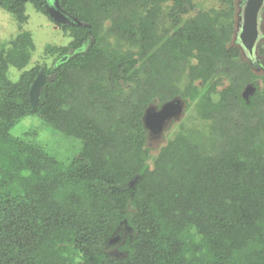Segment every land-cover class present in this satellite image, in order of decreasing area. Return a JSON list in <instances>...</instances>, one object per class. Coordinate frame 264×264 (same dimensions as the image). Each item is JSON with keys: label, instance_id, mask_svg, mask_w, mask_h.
Wrapping results in <instances>:
<instances>
[{"label": "trees", "instance_id": "1", "mask_svg": "<svg viewBox=\"0 0 264 264\" xmlns=\"http://www.w3.org/2000/svg\"><path fill=\"white\" fill-rule=\"evenodd\" d=\"M27 4L71 41L30 69L28 32L0 49V264H264V75L232 43L233 9L185 19L191 0H58L77 22L61 25L46 0H0L21 24ZM174 99H197L208 128L178 133L150 165L143 114ZM26 117L78 153L65 164L12 136ZM117 236L122 258L105 252Z\"/></svg>", "mask_w": 264, "mask_h": 264}, {"label": "rangeland", "instance_id": "2", "mask_svg": "<svg viewBox=\"0 0 264 264\" xmlns=\"http://www.w3.org/2000/svg\"><path fill=\"white\" fill-rule=\"evenodd\" d=\"M245 0H191L194 9L189 12L184 18H191L198 12H210L216 13H230L232 11V20L234 24V33L232 36V43L237 42L238 25L240 24L241 11ZM48 4H52L53 0H46ZM171 3L163 5V14H165L170 7ZM25 15L27 21L21 24L18 19L0 8V49L8 48L9 43L15 39V37L22 33L28 32L30 34L33 50L31 59L26 69H30L35 65L45 64L50 66L53 64V57L49 56L45 52L47 45L62 47L66 46L71 38L68 33H64L61 29L55 26L47 17L36 12L29 4L25 7ZM166 21V19L164 20ZM167 22V21H166ZM261 37L258 43L263 51L260 60L264 62V17L261 27ZM237 44V43H236ZM238 45V44H237ZM242 59H245L244 54ZM192 64L194 62H191ZM188 67L184 70L180 86L185 88L188 83L187 72ZM258 75H264V69L256 71ZM21 74V71L16 70L14 67H9L7 71V78L16 82ZM221 84L217 87V90H222L228 85L225 79H222ZM257 85L261 86L262 81L258 80ZM200 93L203 92V88L199 82L194 84ZM247 85L243 92L246 90ZM252 86V85H251ZM250 95L251 91H247ZM196 100H188L182 104L181 113L166 121L162 132L159 135H150L147 139V147L149 149L148 164H152L153 158L157 155L159 149L164 146L169 140H172L178 133L187 130H202L206 131L209 123L201 120L197 115ZM10 134L17 137L26 143L39 147L42 150L47 151L51 155L55 156L58 160L69 163L72 158L78 153L80 149V143L64 138L59 133L51 130L50 127L38 117H26L22 119L11 131ZM122 238L127 235L129 238L133 236L132 231L128 227L121 228ZM118 236V241L105 249L106 253L114 258H122L126 255V251L122 250V241Z\"/></svg>", "mask_w": 264, "mask_h": 264}, {"label": "water", "instance_id": "3", "mask_svg": "<svg viewBox=\"0 0 264 264\" xmlns=\"http://www.w3.org/2000/svg\"><path fill=\"white\" fill-rule=\"evenodd\" d=\"M264 7V0H245L242 11L239 29L237 33V43L243 52L251 59L254 58L255 51L258 46L260 31V14ZM45 11L50 19L57 24L70 25L75 19H71L60 9L58 0H53L51 5L46 4ZM44 82V76L39 74L34 79L29 90V102L32 106H36L38 95ZM247 91H254L252 86H248L243 92V97L247 99L250 95ZM183 102L180 99L171 100L163 104L159 109L149 107L145 110L142 123L149 135H159L162 132L166 121L178 116L181 113ZM118 241V237L110 240L109 244Z\"/></svg>", "mask_w": 264, "mask_h": 264}, {"label": "flooded vegetation", "instance_id": "4", "mask_svg": "<svg viewBox=\"0 0 264 264\" xmlns=\"http://www.w3.org/2000/svg\"><path fill=\"white\" fill-rule=\"evenodd\" d=\"M46 4H48L47 2H46ZM48 5H50V4H48ZM263 17H264V7H263V9H262V11H261V14H260V31L262 30L261 29V27H262V22H263ZM239 26V25H238ZM238 29H239V27H238ZM261 37V36H260ZM259 41H260V38H259ZM259 43V42H258ZM257 48H258V46H257ZM244 54V56H245V59H246V62H248V64L252 67V69L256 72V71H259L260 69H264V62L263 61H261L260 60V57H261V55H259L258 54V52H257V49H256V51H255V54H254V58L253 59H251V58H249L244 52H243V50L241 49V57H242V55ZM244 60V59H243ZM154 107V106H153ZM155 109H158V108H156V107H154ZM150 136V135H149ZM130 230V229H129ZM118 237V236H117Z\"/></svg>", "mask_w": 264, "mask_h": 264}]
</instances>
